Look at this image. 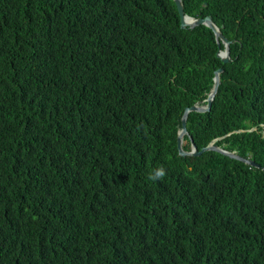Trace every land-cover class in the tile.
<instances>
[{
    "label": "trees",
    "instance_id": "1",
    "mask_svg": "<svg viewBox=\"0 0 264 264\" xmlns=\"http://www.w3.org/2000/svg\"><path fill=\"white\" fill-rule=\"evenodd\" d=\"M182 3L228 63L173 0H0V264H264V0ZM218 69L182 149L258 168L178 154Z\"/></svg>",
    "mask_w": 264,
    "mask_h": 264
},
{
    "label": "water",
    "instance_id": "2",
    "mask_svg": "<svg viewBox=\"0 0 264 264\" xmlns=\"http://www.w3.org/2000/svg\"><path fill=\"white\" fill-rule=\"evenodd\" d=\"M179 18H180V27L182 29H185L187 27L190 28H194V27H198L201 25L206 26L207 28H209L215 36V40L217 45H224V50L223 51H219L218 53V57L221 59L223 64H226L229 62V42L228 40L222 35V33L219 31V29L217 28V26L213 23L212 18L210 16L205 17V18H192L190 16H187L184 14V8H183V3L182 0H173ZM223 70L222 69H218L217 71H215L214 73V78H213V87L210 90V92L208 93V96L206 98V100L203 102L204 105L202 104H195L189 108H186L182 117H181V128L177 134L176 137V145H177V150H178V154L179 156L185 157V156H200L205 152H209V151H213V152H217L219 154H222L226 157H229L231 159L240 161L246 165H249L251 167H255L258 168L259 166L254 163L253 161L249 160V159H245L240 157L239 155L236 154L235 151H227L225 149H223L222 147H218L215 145V142L224 138H217L212 140L206 147L202 148L201 150H197L196 146L194 145L193 141L191 138L190 139V151H184L182 149V143H183V138L184 136H188L187 130H186V120H187V116L189 113L191 112H198V113H205L208 112L210 110L212 101L214 99V96L217 92V88L219 85V75L220 73H222ZM257 128L254 127L250 131H255ZM239 132H244V130H238L235 133H239Z\"/></svg>",
    "mask_w": 264,
    "mask_h": 264
},
{
    "label": "clouds",
    "instance_id": "3",
    "mask_svg": "<svg viewBox=\"0 0 264 264\" xmlns=\"http://www.w3.org/2000/svg\"><path fill=\"white\" fill-rule=\"evenodd\" d=\"M166 169L161 165L155 169H153L149 175H148V179L149 180H155V181H159L162 180L165 175H166Z\"/></svg>",
    "mask_w": 264,
    "mask_h": 264
}]
</instances>
